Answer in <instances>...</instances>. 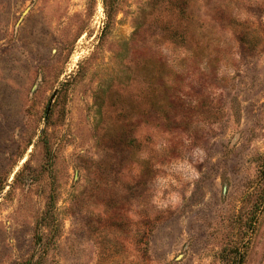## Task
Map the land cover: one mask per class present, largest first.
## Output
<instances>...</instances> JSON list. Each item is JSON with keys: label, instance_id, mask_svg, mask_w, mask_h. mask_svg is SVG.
<instances>
[{"label": "rangeland", "instance_id": "obj_1", "mask_svg": "<svg viewBox=\"0 0 264 264\" xmlns=\"http://www.w3.org/2000/svg\"><path fill=\"white\" fill-rule=\"evenodd\" d=\"M0 264H264V0H0Z\"/></svg>", "mask_w": 264, "mask_h": 264}]
</instances>
